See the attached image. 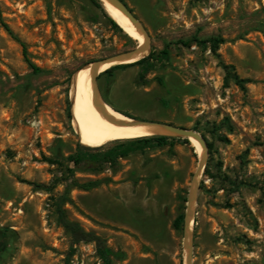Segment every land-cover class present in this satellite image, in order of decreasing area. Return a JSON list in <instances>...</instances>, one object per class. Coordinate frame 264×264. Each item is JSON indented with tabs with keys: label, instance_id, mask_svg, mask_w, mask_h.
Here are the masks:
<instances>
[{
	"label": "rangeland",
	"instance_id": "rangeland-1",
	"mask_svg": "<svg viewBox=\"0 0 264 264\" xmlns=\"http://www.w3.org/2000/svg\"><path fill=\"white\" fill-rule=\"evenodd\" d=\"M123 1L153 55L98 73V96L203 137L190 263L264 264V0ZM136 45L91 0H0V264H102L90 236L75 241L59 220L73 180L98 181L72 188L62 207L119 253L110 264H186L184 215L202 150L165 132L85 145L70 121L72 74Z\"/></svg>",
	"mask_w": 264,
	"mask_h": 264
},
{
	"label": "bare ground",
	"instance_id": "bare-ground-1",
	"mask_svg": "<svg viewBox=\"0 0 264 264\" xmlns=\"http://www.w3.org/2000/svg\"><path fill=\"white\" fill-rule=\"evenodd\" d=\"M101 2L118 25L126 33L134 37L137 40L138 45H141L144 42V36L135 29L134 25L127 19V17L110 5L106 0H101ZM146 53L147 52L135 55L126 61L133 62ZM113 63H115V61L103 63L99 68V72L104 71ZM70 86V121L73 129L79 135V140L85 145L101 146L112 140L146 137L163 131V128L157 124L138 123L129 125V123L134 122L133 118L115 111L112 106L104 102L102 99H98L97 97L93 99L89 65L77 69L72 74ZM94 100L102 105L104 114L97 108ZM105 115L110 118V120ZM190 141L198 152L202 150L199 143L194 138H190ZM189 222L190 230L191 220ZM186 253L187 250L185 251V256Z\"/></svg>",
	"mask_w": 264,
	"mask_h": 264
},
{
	"label": "water",
	"instance_id": "water-1",
	"mask_svg": "<svg viewBox=\"0 0 264 264\" xmlns=\"http://www.w3.org/2000/svg\"><path fill=\"white\" fill-rule=\"evenodd\" d=\"M106 1L110 5H112L114 8H116L119 12H121L125 17H127V19L134 25L135 29L144 36V42L141 45H136L135 47H133L131 49L116 53L110 57H107V58H104L101 60H97V61H95L89 65L90 66V73H91L92 89H93V99L95 97H97L98 99H101L98 96L96 77H97L98 73L101 72V71L99 72V68L103 63L113 62V61H115V63H113L112 65L120 64V63H128L126 60L130 59L131 57H133L135 55L142 54L144 52L148 53L149 49H150L149 35H148L145 27L141 23V21L135 16V14L130 9V7L123 0H106ZM147 53L145 55H143L142 57L146 56ZM142 57H140V58H142ZM94 103L97 106V108L104 114V109H103L102 105L97 103L96 101ZM108 119L110 120V118H108ZM133 120H134V122L129 123V125L138 124V123L157 124L163 128L162 132L172 134V135H176V136H182V137H186V138H194L199 143V145L202 149L197 170H196L195 174L193 175L192 188H191L188 200H187V205H186V210H185V215H184L185 245H186V249H187L185 262H186V264H191L190 263V258H191L190 247H191V245L188 242L190 230H188V225L190 223L189 221L191 220V212H192L193 203H194L193 202V188L196 184L197 177L200 174V172L204 166L205 153L203 150L205 149V141H204L203 137L199 134V132H197L193 129H188V128L173 125L170 123H160V122H155V121H146V120H138V119H133ZM118 123H122V122H118ZM158 134H160V133H158Z\"/></svg>",
	"mask_w": 264,
	"mask_h": 264
},
{
	"label": "trees",
	"instance_id": "trees-1",
	"mask_svg": "<svg viewBox=\"0 0 264 264\" xmlns=\"http://www.w3.org/2000/svg\"><path fill=\"white\" fill-rule=\"evenodd\" d=\"M91 1L97 7L101 8L104 11V14H105L107 20L110 22V24L114 28L118 29L119 31H122V28L104 10L103 4L100 0H91ZM128 38L133 43V39H131V37H129V36H128ZM191 40H193L195 42H210L211 44L222 43L224 41V39L221 37H207L205 39L193 37ZM179 42L183 45H186L189 43V40H179ZM21 45H22L23 55L25 56L26 51H25L23 43H21ZM165 52H166V47L163 50H161V53H165ZM152 55H153V51L151 50L146 56H144L140 59H137L133 62L111 65L110 67L105 69L103 72H109L111 69L116 68V67H120L123 65L140 64ZM233 79L237 84H240V85H241V82H243V79H239L237 77V75H233ZM159 138H162V136L150 135V136H146V137H138L134 141H141V140L147 141V140L159 139ZM86 149H87L86 147H81V151H78L75 154L70 155L69 160L72 161L74 164L79 163L80 160L82 159V150H86ZM111 154H115V153L111 152ZM97 185H98V181H96V180H88V181H84V182H78L76 180H73L69 183H66L65 187H64V191H63L62 196H61V199L56 203V210H57L61 224L72 234V236L74 237V240L80 241V240L84 239L85 237L90 236L91 240H93L96 244V253H97V256L100 258V260L102 261V264H110L111 263V257L112 256H118L119 253L112 251L110 248H108L104 244L102 239L99 238L97 235L93 234L92 232L85 231L84 229L79 227L73 221L68 220L64 215V209L62 207L65 203H71L72 202L71 198L69 197V194H70V191L72 188L77 187V188H80L83 190H88V189L96 187ZM40 186L45 187L44 185H40ZM182 220H183L182 214L177 215L173 221V226L175 228H179L181 226Z\"/></svg>",
	"mask_w": 264,
	"mask_h": 264
},
{
	"label": "built area",
	"instance_id": "built-area-1",
	"mask_svg": "<svg viewBox=\"0 0 264 264\" xmlns=\"http://www.w3.org/2000/svg\"><path fill=\"white\" fill-rule=\"evenodd\" d=\"M70 263H71V264H76V263H74V261H73L72 259L70 260Z\"/></svg>",
	"mask_w": 264,
	"mask_h": 264
}]
</instances>
